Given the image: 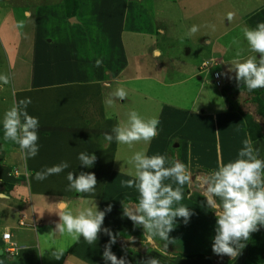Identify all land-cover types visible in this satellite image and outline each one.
<instances>
[{"label":"rangeland","instance_id":"374dc122","mask_svg":"<svg viewBox=\"0 0 264 264\" xmlns=\"http://www.w3.org/2000/svg\"><path fill=\"white\" fill-rule=\"evenodd\" d=\"M229 14H232L231 19ZM238 22L249 28L264 22V0H0V74L7 75L10 81L6 85L0 83V117L13 101H18L29 88L38 86L37 90L25 95L36 100L38 111L35 110L37 113L33 117L39 119V152L35 158L26 161L20 158L17 145L11 142L5 145L0 131V145H5L0 150V231L3 228L10 233V237H14L11 234L13 231L18 235L22 232L19 229L32 228L28 222H41L32 229L33 243H28L31 246L29 249L21 250L16 255L18 247H15L6 254L0 246V264H4V261L15 264V258L29 251L33 252L29 255H33L36 264H60L61 258H65L69 252L75 253L74 257L82 261L76 264H105L102 256L109 237L103 231L92 245L87 244L83 237L77 242L67 235L50 234L59 222V216L52 207L53 198L43 195L50 190L53 193L77 194L67 199L71 210L94 207L95 204L98 210H104L111 204L112 210L106 213L102 228H108L117 235V242L112 245L111 251L118 258L125 256L126 252L130 264H140L148 257L158 258L161 264H189L200 257L204 260L202 264H264L263 261L251 262L256 261L249 251L252 236L235 260L212 252L216 218L204 206V197L195 185L185 186L182 203L190 208L193 215L187 224L182 218H177L174 230L169 233L174 243L168 245V255H161L147 243L143 229L135 227L122 215L121 206V201L137 200L136 190L122 187L120 183L131 178L133 169L127 160L134 151L145 150L148 155L163 154L181 162L185 159L180 148L181 140L176 134L178 130L183 135L187 134L190 116L181 115L182 110L188 109L194 114H201L200 110H216L211 113L210 121H216L218 130L223 128L227 132L223 136L218 131L215 145H211L207 151L210 158H216L217 162L223 161L226 154L237 155L246 138L243 128L239 126L241 118L237 109L259 123L261 137L256 139L264 142V119L258 113L255 100L257 97L262 102L260 93L257 90L249 92L242 84L232 88L231 96L226 94V99L235 113L228 118L221 112L219 88L212 83L210 72L214 68L198 70L201 61L211 56L209 50H214L212 56L219 55L218 45H224L234 37L233 27ZM193 25L198 26L199 31L189 36L187 33ZM139 30L152 32L153 38ZM236 38V41L233 39L228 44L230 49L227 55L240 60L253 55L247 49L243 36L239 34ZM228 56H225L226 64ZM98 59L102 60V64L96 67ZM150 61L153 65H150ZM162 61L165 63L164 71ZM210 62L207 60L206 66ZM193 73L199 75L201 80L196 79ZM188 75V79H184ZM55 81L72 84L54 89L51 84H56ZM117 87L125 89L127 97L109 106L106 100ZM55 96L73 109L66 121L61 118L58 122L57 125L62 128L53 126L54 120L52 125L47 123L44 120L47 115L44 114L43 118L39 112L40 103L47 98L54 101ZM99 96L102 99L98 101ZM262 105L264 107L263 102ZM132 110L143 118L155 117L159 120L156 137L149 144L141 143L132 148L117 144L112 155L110 143L105 144L106 149H90L87 154L95 153L97 160L91 168L82 167L76 160L79 153H86V143L90 148L93 144L103 147L106 131L111 134L109 128L124 121ZM102 113L117 119L107 122L103 128L100 125ZM177 125L180 129H172ZM69 126L68 132L72 137L66 135L67 130L63 129ZM61 133H65V136L55 135ZM160 148L156 153V149ZM9 152L17 154L20 159L13 161ZM62 161L69 163L68 169L43 181L35 179L37 171ZM184 162L193 174V181L196 175L217 168L214 161L207 165L189 164L188 160ZM68 172L76 175L80 172L94 173L97 179L95 192L78 194L67 191ZM31 179L37 186L30 189L28 194L23 185ZM44 185L45 189H41ZM82 196L89 204L82 203ZM57 198L58 202L62 200ZM22 212L26 222L19 223ZM260 230L264 231V227ZM201 236H204L207 251L193 253L190 242L195 243ZM13 237L11 240L17 246ZM164 243L156 238V245L160 248ZM56 250L63 251L59 259L52 256ZM262 256L264 258V249Z\"/></svg>","mask_w":264,"mask_h":264},{"label":"clouds","instance_id":"9594fccd","mask_svg":"<svg viewBox=\"0 0 264 264\" xmlns=\"http://www.w3.org/2000/svg\"><path fill=\"white\" fill-rule=\"evenodd\" d=\"M232 14H229L231 19ZM199 27L193 25L187 35H195ZM248 50L253 54L247 59H234L228 68L234 73V79L241 83L249 92L264 88V22H258L254 28L241 29ZM102 60L96 61V67ZM219 78V77H218ZM9 77L0 74V83L8 84ZM127 92L117 87L110 93L106 103L114 105L117 100L123 101ZM31 98L13 101L12 106L0 117V131L3 133L5 145L11 142L18 146L20 158L26 161L35 158L39 152L38 128L39 119L29 115L27 108ZM159 120L155 117L143 118L135 111H129L127 118L112 128L111 134L105 133L104 139L111 143L132 148L137 144H149L157 135ZM5 145H0L3 150ZM80 165L91 168L97 157L95 153L81 152L78 155ZM127 163L133 169L130 179L121 180V186L134 188L137 195L136 202L121 201L122 215L127 217L135 227L143 229V237L161 255H168V245L174 243L169 233L174 230L177 218H182L187 224L193 212L185 206V186L195 185L200 195L204 197V206L212 211L216 218L215 235L213 237L212 252L220 257L228 256L235 260L246 247L251 234L264 227V159L260 158V150L253 146L251 139H244L237 157L226 163L221 162L217 168L208 173L198 174L193 181V174L188 165L178 159H170L163 154L148 155L145 150L134 151ZM69 168L67 161L35 173L37 181H43L52 175H59ZM67 191L78 194H93L97 185L94 173L74 172L67 174ZM84 204L89 201L81 197ZM109 204L104 210L95 206L81 207L71 210L69 203L61 200L57 203L55 213L59 222L52 235L69 236L73 241H84L94 244L101 231L109 237L104 246L103 260L105 264H130L125 256L118 258L112 251V245L117 242V235L108 228H102L106 213L111 212ZM164 241L162 248L156 245V238ZM63 251L52 253L59 259ZM42 253L41 255H43ZM140 264H161L156 257H148Z\"/></svg>","mask_w":264,"mask_h":264},{"label":"crops","instance_id":"0c3cea01","mask_svg":"<svg viewBox=\"0 0 264 264\" xmlns=\"http://www.w3.org/2000/svg\"><path fill=\"white\" fill-rule=\"evenodd\" d=\"M162 6L165 7V4H163ZM243 25H245V27H249L248 25H246L244 23L239 24V22H238L236 27L235 26L233 27L235 29L234 37L232 39L227 40V42H225L224 45H221V44L218 45L219 55L212 56V54L214 53V50L213 51L209 50L208 53L211 54V56H208L207 60L211 61L210 65L206 66L207 60H203V61H201L200 65H199L200 67L198 66V70L200 68L199 71H203L204 69H207V68H209V69L214 68L210 72V75L213 71L218 72V74H219V78H218L219 85H214V84L213 85L219 88L218 92L220 93V96L222 99V104H221L222 106H220V107L223 109L221 112H223L225 116L228 115V118H229V116H233V113H235V112L232 110L231 105L229 104L228 100L226 99V94L227 95L229 94V96H231V94H232L231 89L238 86L237 82L234 79L229 78V77H234L235 74L228 72V68L230 67L228 65H230L231 61L236 59V58H231L230 56L227 55L228 54V48H229L228 44H230V42L233 39H235V41H236V39H237L236 36L238 37L239 34L243 36L242 31L238 30V28L241 26L243 27ZM139 31L141 33L147 34V36H149V38H151V39L153 38L152 32L147 33L146 31H142V30H139ZM217 37H219V36H217ZM150 45L152 47V43ZM217 56H220V57H217ZM225 56H228V64H226ZM152 61H150V65H153ZM146 63L147 62H145L144 65L143 64H139V65L145 66ZM154 64H156V63H154ZM162 64H163L162 66H164L162 71H164L165 70V63L162 61ZM193 74H195V73H193ZM188 77H189V75L184 77V79H188ZM195 78L198 79L199 81L201 80V77L199 75H196ZM56 82L57 81H55L54 83H56ZM157 82L160 83L161 81H157ZM39 84H41V83H39ZM68 84H72V83H69V82L68 83H61L60 82V83H56V84L52 83L51 86L55 89L57 87H64ZM169 84L170 83H163L162 85H169ZM241 84L243 85V83H241ZM36 87H38V86H35L33 88H29V91H26V92H31V91L37 90ZM257 91L260 93V98H261L262 102L264 103V88L257 89ZM25 93L19 98V100L23 99V98H29L27 95H25ZM56 97L57 96H55L54 101H51L49 98H47L46 100H44V102H41L40 104H42V106L39 107L40 108L39 112L41 113L43 118H44V114L47 115V118L44 119L47 121V123H49V124L51 123V125H52V120H54L53 126H57L59 128H62V127L57 125L58 122L61 120V118H62V120L65 119V121H66V119H68V114L70 115L73 112V109L69 108V106L65 105L63 101L57 99ZM100 99H102V96L98 97V101ZM35 105H36V100L34 99V97H32L31 98V104H29L28 108H27L29 115L34 116V114L37 113L38 110H37ZM35 110H37V111H35ZM179 110H181V109H179ZM210 111L211 112H203L202 110H200L199 113H201V114H194V113H191L188 109H185V110H182V112H181V115H184V116L189 115L190 116L189 117L190 120L188 123V126L190 125V128L187 130L188 132H186L187 133L186 135H183L181 130H178V133L176 135H178L179 136L178 138H180V140H181V143H180L181 147L180 148H181L182 153H183V155H182L183 159L185 157L184 160H186V161L188 160L189 164L203 163L204 165H207V164H211L210 162L214 161L216 166H218V164H220L221 162L230 161V160H233L237 157V155L233 156V155L226 154L225 159L223 161L217 162L216 158H215V160H212L210 158V154H207V151H209L212 147L211 145H213V144L215 145V138L217 136L218 131L220 133H223V136L227 135V132L224 131L223 128L218 130V124L216 123V121H213V122L210 121V117H212V115H213L211 113L212 112L214 113L216 110L212 109ZM111 117H114V119H111ZM181 117H183V116H181ZM239 117L241 118L240 115H239ZM101 118H102V121H100V125L103 128L105 126H107L106 125L107 122H110L111 120H112L111 122H114L115 119H117L115 116H109L107 114L104 116L103 113H102ZM223 120H224V118H223ZM240 121L241 122H240L239 126H241L243 128V133L246 135V138H248L242 118ZM68 123H70V122H68ZM70 128L71 127L69 126V128H68L69 130L66 127H64L63 129L67 130L66 135H69V137H72V136H70V135H72L71 132H68V131H70ZM178 128L180 129V126L178 127V125H177L175 128H172V129H178ZM109 130L111 133L112 129L109 128ZM103 132H105V131H103ZM106 133H107V131H106ZM55 135L57 137H61V136H65V133L55 134ZM167 136L168 135H166V137ZM228 137H230V133H228ZM242 138H244V137H242ZM246 138H244V139H246ZM210 140H211V142H209ZM252 142H253V146L260 150V158L264 159V142H262L260 140V138L252 140ZM105 144H109V143L104 142L103 147H98V146L93 144L92 147L90 148L88 143H86V149L84 147V150L86 151V153H88V150H90V149L93 151H99V150L107 148L106 147L107 145H105ZM116 145H117V143L115 141H113L112 144L110 143L109 146H112V150H110V154L112 152L115 154V146ZM175 146H176V144H175ZM228 146H230V145L228 144ZM15 148L16 147H14V149ZM160 150H161V148L156 149V153L157 152L159 153ZM195 154H198L199 157H197ZM9 155H11V159L13 161L17 160L19 158V156L17 154L14 155L13 152H9ZM211 155H213V154L211 153ZM213 158H214V155H213ZM184 160H183V162H184ZM76 161L78 162L79 160L77 159ZM17 162L19 163V161H17ZM20 163H22V160ZM41 185H43V183ZM23 186H24V189H26L28 194H29L30 189L33 190V188H35V186H37V185L34 184V179H31V180H29V182H27V183L25 182ZM23 186H22V188H23ZM44 187H45V185L42 186L41 189H45ZM54 187L56 188V184ZM41 191H44V190H41ZM58 194H59V196H58ZM43 195H50V198H53L52 203L54 204V206L52 205V207H53V210H57L58 198L56 199V196L61 198L64 201L68 202L67 199H71L73 197V195H77V194L63 193V192L60 193V191H59V193H58V191H55L53 193V191L50 190L49 192H44ZM63 198H65V199H63ZM21 214H24V212H22ZM34 223H35V226L32 228H25L23 230L19 229L22 232L18 235H16L14 231H13V233H11L14 235V237L13 236L12 237L14 239H16V242L18 243V244L16 243L17 247H18L16 255H18V253H20L21 250L29 249L31 247L28 243H31V244L33 243V241H32L33 240V230L32 229L35 228L36 226H39L41 222L36 223L34 221ZM204 240H205L204 236H201V239L197 240L195 243H194V241L190 242L191 243L190 249H194L193 253H203V252H201V250L207 251V249H206L207 244H204ZM1 245H2V241L0 240V246ZM180 247H181V244H180ZM31 253H33V252L29 251L26 253V255H24L25 253H23L21 257L15 258L16 260L13 263H15V264H36V262L34 261L33 255H29ZM71 254H73V253L69 252L68 255L66 253L67 256L65 258H61L63 260L60 264H76V263L82 262V261H79L78 258L74 257L75 253L73 254V256H70ZM186 260H192V259H186ZM203 261H204L203 258L200 257L197 259L196 262L191 261V263H189V264H202ZM88 262L90 263V261H88ZM4 264H9V263H7V261L6 262L4 261ZM55 264H57V263H55Z\"/></svg>","mask_w":264,"mask_h":264},{"label":"trees","instance_id":"16d2710c","mask_svg":"<svg viewBox=\"0 0 264 264\" xmlns=\"http://www.w3.org/2000/svg\"><path fill=\"white\" fill-rule=\"evenodd\" d=\"M255 100L259 107L258 113L264 119V107L262 105V102L257 97L255 98ZM237 112H239V114L241 115L248 139L255 140L256 138L261 137L259 123H257L250 115L243 114V112L239 111L238 109ZM251 236L252 240L251 243H249V251L250 255L256 258V261L251 262L260 263L261 261H263L264 263V258L262 256V251L264 249V231L259 230L252 233Z\"/></svg>","mask_w":264,"mask_h":264},{"label":"built area","instance_id":"2783aa9c","mask_svg":"<svg viewBox=\"0 0 264 264\" xmlns=\"http://www.w3.org/2000/svg\"><path fill=\"white\" fill-rule=\"evenodd\" d=\"M211 76H212V82L214 83V85H219V81H218V77H219V74L218 72H215L213 71L211 73ZM18 221L19 223L21 222H26V217L24 216V214H21ZM29 226L31 227H34L35 226V223L34 222H28L27 223ZM0 240L2 241V250L7 254L9 253V251H13L15 250V243L11 240V237H10V233L7 231V230H1L0 231Z\"/></svg>","mask_w":264,"mask_h":264},{"label":"water","instance_id":"95a60500","mask_svg":"<svg viewBox=\"0 0 264 264\" xmlns=\"http://www.w3.org/2000/svg\"><path fill=\"white\" fill-rule=\"evenodd\" d=\"M0 195H2V194H0Z\"/></svg>","mask_w":264,"mask_h":264}]
</instances>
